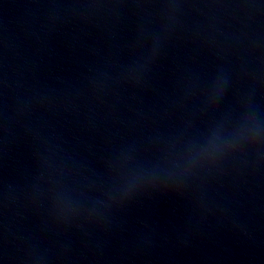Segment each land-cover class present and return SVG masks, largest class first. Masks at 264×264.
<instances>
[{"label":"water","instance_id":"1","mask_svg":"<svg viewBox=\"0 0 264 264\" xmlns=\"http://www.w3.org/2000/svg\"><path fill=\"white\" fill-rule=\"evenodd\" d=\"M0 264H264V0H0Z\"/></svg>","mask_w":264,"mask_h":264}]
</instances>
